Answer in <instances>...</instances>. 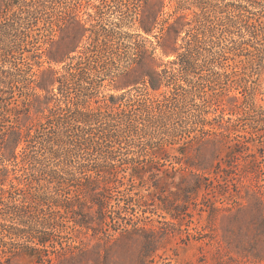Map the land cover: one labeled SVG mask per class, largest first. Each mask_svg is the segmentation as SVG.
I'll return each instance as SVG.
<instances>
[{
	"label": "trees",
	"instance_id": "1",
	"mask_svg": "<svg viewBox=\"0 0 264 264\" xmlns=\"http://www.w3.org/2000/svg\"><path fill=\"white\" fill-rule=\"evenodd\" d=\"M61 1L0 0V160L12 162L27 178L25 184L14 185L9 177L14 169H0V220L10 222L0 223V237L27 242L29 251L21 254L33 263L44 258L49 262L51 255L59 258L74 248L62 246L61 240H70L65 236L67 224L91 231L94 237L102 234L106 241L117 232L132 231L139 222L145 225L144 197L161 200L158 196L170 194L175 200L161 201L160 210L180 221L199 194L219 192L223 165L231 167L230 161L250 156L257 142L264 144L258 133L264 130V103L251 101L247 83L250 66L264 53V20L247 15L250 3L233 11V22L245 30L247 40L226 49L234 58L227 56L224 60L230 64L205 78V88L186 92V100L176 103L171 102L172 92H161L172 73L168 65L181 61L185 70L191 68L181 54L143 83L151 99L137 105L124 95L99 97L97 86L84 79L85 71H96L95 67L81 68L80 61L60 70L50 66L65 63L75 52L85 33L79 21L64 19V35L58 40L63 51L40 50L36 57L46 56L48 66L41 69L43 62L37 61L35 70L31 58L41 25L47 24L43 18L59 9ZM163 2L155 0L149 20L156 22ZM169 19L160 33L165 57L177 54V37L189 24L184 14ZM141 29L149 32L146 25ZM100 45L106 47L104 41ZM231 87L240 97L228 94ZM194 97L201 100L194 105L198 114L186 121V127L180 120L181 129L179 124L167 129L170 120L183 113L187 100L193 105ZM212 105L217 107L213 116L202 117ZM239 141L243 147H236ZM160 180L175 186L176 192L159 187ZM107 210H113L114 217H106ZM92 211L96 218L89 216ZM257 226L264 234V220Z\"/></svg>",
	"mask_w": 264,
	"mask_h": 264
},
{
	"label": "rangeland",
	"instance_id": "2",
	"mask_svg": "<svg viewBox=\"0 0 264 264\" xmlns=\"http://www.w3.org/2000/svg\"><path fill=\"white\" fill-rule=\"evenodd\" d=\"M61 2L59 9L50 10L43 18L47 24L44 28L41 25L37 50L31 58L35 70L38 68L35 64L37 61L43 62L41 69L48 66L44 62L46 56L42 59L36 57L40 50L63 51L58 40L64 35V19L79 21L85 33L75 45V52L68 55L65 63H51L50 66L60 70L64 64L80 61L81 68L95 67L96 71H85L84 79L97 86L99 97L124 95L125 100H133L137 105L151 99L143 83L152 81L153 73L160 72L165 68L164 64L176 60L177 55L183 54L182 60L191 64V68L185 70L181 61L168 65L167 69L172 73L161 92H172L173 103L186 100L183 96L188 91L197 92L205 88L204 80L210 74L222 72L224 63L230 64V60L224 59L227 56L234 58L231 51L226 49L232 50L236 43L247 40L245 30L233 22L235 7L246 6L248 2L251 6L247 15L255 19L261 16V21L264 20V0H164L156 22L148 17L155 10V0ZM172 14L186 15L189 24L177 37V54L165 57L159 46L160 33L164 25L170 22L169 15ZM143 25L148 28V33L141 29ZM103 41L105 48L100 45ZM102 49L105 50L103 55ZM242 55H246V52ZM250 67L251 77L247 83L250 92H253L251 101L262 105L264 53L259 54ZM144 73L149 76L142 77ZM127 83L129 86L124 89L115 88ZM232 87L228 94L240 97ZM200 101L194 97L193 105H190L187 100L183 113L179 118L170 120L166 128L172 129L179 124L178 129H181L180 120L185 121L183 126L186 127V121L192 120L193 114H198L194 105ZM216 109L212 105L201 116L210 119ZM258 133L260 141L263 140L264 130ZM241 141L236 147H243ZM253 147L250 156L230 161L229 168L223 165L221 175L225 174L217 185L219 192L216 195L206 192L199 194L189 206L187 214L180 215L181 223L171 220L160 210L161 201L172 203L175 200L170 194L158 196L161 200L144 197L142 203L147 208L146 224L139 222L130 232H117L110 241H106L102 234L94 237L91 231L72 229L67 224L70 230L65 236L70 240H61L62 246L65 249L68 246L74 248L66 250L64 255V252L58 254L59 258L51 255L49 262L44 258L42 263H33V259L21 254L29 251L26 250L27 242L0 237V264H264V234L258 231L257 226L264 220V144L260 146V142H257ZM5 167L14 169L9 175L14 185L26 183L27 178L20 168L12 162L0 160V169ZM158 186L168 189L169 185L160 180ZM7 187L6 183L4 189ZM170 187L175 193V186H169V190ZM112 211H105L106 217H114ZM89 216L96 218L97 213L92 211ZM120 217L125 221L130 218L124 214ZM0 223L10 224L1 220Z\"/></svg>",
	"mask_w": 264,
	"mask_h": 264
}]
</instances>
